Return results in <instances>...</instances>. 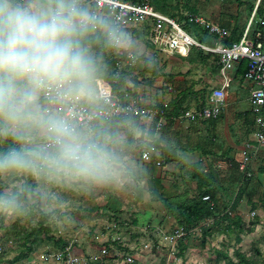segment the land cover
<instances>
[{
  "label": "crops",
  "instance_id": "obj_1",
  "mask_svg": "<svg viewBox=\"0 0 264 264\" xmlns=\"http://www.w3.org/2000/svg\"><path fill=\"white\" fill-rule=\"evenodd\" d=\"M85 2L86 0H82V4H85L83 6L90 11V6ZM166 3L168 6L164 8L165 11L176 13L174 18L179 22L182 21V15L197 14L227 28L229 36L233 38L241 37L252 14L254 20L249 30L251 37L259 32L257 21L264 19V0H166ZM125 33L131 39L132 46L124 50L134 56L131 68L134 79L132 83L127 82L130 97L138 99L145 106L165 110L160 128L157 129V118L141 120L129 115L95 126V136H112L122 141L121 148L128 158V167L121 183L91 184L92 190L87 192L91 199L90 211H87L90 212L89 223L84 222L87 216L84 217L83 214L86 211V198L69 201L68 196H62L63 201L60 200L59 205H50L47 203L49 198L40 195V187L45 190L47 179L31 177L36 184L31 192L29 188L22 186L28 176H20L18 193L25 191L26 199L22 202L23 210L19 213L25 212L26 218L37 221L29 230H21V239L24 242L31 236L30 240H33L31 231L38 228L42 212L50 214V218L43 223L49 228V232L54 225L64 229L67 234L57 230L61 233L60 238L82 244L84 254L99 252V245H90V241L107 244L114 236L130 234L129 248L123 250L135 255V260H138L134 264H162L163 257L159 259L150 254L147 257L149 251L142 247V243L148 242V231L146 233L145 228L150 231L152 229V249L156 254L162 255L163 252L154 244L179 228L171 212L176 205L191 200L200 192H214L216 205L212 198L207 201L221 212L197 226L193 233L198 232L200 227L211 224L224 213H232V204L245 179L240 168L243 144L252 140L255 131L254 114L249 101L253 85L244 75L236 72L237 62L229 72L232 81L225 89L226 105L221 115L209 120H181L178 118L181 111L198 108L209 90L221 85L217 57L213 54L198 56L196 53H192L191 58L162 54L148 42L145 28H131ZM190 34L206 45L215 44L218 40L200 29H190ZM151 145L156 148L152 159L142 160V151ZM157 161L160 162L159 165L156 164ZM251 168L252 172L258 170L261 173L260 170H263L264 173V148L258 151ZM15 189L17 188H13ZM30 196L32 204L28 202ZM40 202H44V209L39 205ZM112 222L118 225L114 230L108 229ZM123 223L137 229L132 232L135 231L134 238L139 242H133L131 232H122L120 225ZM172 223L173 230L165 232ZM83 224L85 228L90 227L88 232ZM28 225H32V222H26L27 227ZM49 232L47 235L53 234ZM213 234L219 237L224 235L216 232ZM208 240L207 237L206 244ZM190 250L187 248L184 255L180 252L177 255L184 264H192L191 259H188L193 256ZM29 256L30 254L26 257L27 261L22 259L13 264H28Z\"/></svg>",
  "mask_w": 264,
  "mask_h": 264
},
{
  "label": "clouds",
  "instance_id": "obj_2",
  "mask_svg": "<svg viewBox=\"0 0 264 264\" xmlns=\"http://www.w3.org/2000/svg\"><path fill=\"white\" fill-rule=\"evenodd\" d=\"M93 35L112 50L132 46L82 0H0V143L11 142L0 151V178L122 182V141L95 136L58 110L96 99L98 61L86 44ZM21 210L18 192L0 193V214Z\"/></svg>",
  "mask_w": 264,
  "mask_h": 264
},
{
  "label": "built area",
  "instance_id": "obj_3",
  "mask_svg": "<svg viewBox=\"0 0 264 264\" xmlns=\"http://www.w3.org/2000/svg\"><path fill=\"white\" fill-rule=\"evenodd\" d=\"M90 6V13L102 17L110 23L117 25L123 32L131 28L143 27L147 32L148 42L159 52L167 55L188 57L191 50L197 47L217 57L220 65L219 74L222 79L220 86L213 87L206 96V103L203 107L185 109L181 111L178 118L186 121L209 120L218 118L225 107L226 87L232 81L230 71L235 63L246 59L248 69L244 78L253 86L250 89L249 101L254 114V126L252 140L245 142L242 148V162L240 168L244 178L251 175V166L258 151L264 148V19H259L260 31L250 36V25L254 20V14L248 21L241 37L230 45L222 41L229 36L227 28L213 23L197 14H186L185 19L179 22L157 11L149 0L132 2L129 0H86ZM85 5V4H82ZM193 24L208 35L215 36L218 40L214 45H206L196 40L190 33L183 29L185 24ZM134 65V56L131 52L120 50L114 52V77L124 74L127 82L133 74L130 72ZM96 99L94 102L76 101L70 105H60L58 110L70 117L74 122L90 129L94 135V128L113 119L124 116H136L141 120H152L157 118V129L160 128L161 120L165 117V111L158 107L143 105L138 99L131 98L124 90L123 95L117 96L113 92L110 82L103 78H95ZM154 146L147 147L141 153V159L149 161L155 153ZM160 164L159 161L156 162ZM208 200L209 196H203ZM117 223L112 222L108 229L117 228ZM196 228L183 230L176 228L171 234L159 239L154 244L163 252L162 264H184L178 258L179 241L193 233ZM150 231L145 228V232ZM55 239L60 238V231L52 234ZM99 246L98 254H82L75 250L74 241L67 240L65 245L60 247L45 246L36 257L41 258L42 264H134L135 255L123 250L129 248L131 243L130 234L118 235L111 238L110 242ZM143 244V249L151 250L152 241ZM5 250V244L0 239V264H6L1 260ZM32 257L27 263H32Z\"/></svg>",
  "mask_w": 264,
  "mask_h": 264
},
{
  "label": "rangeland",
  "instance_id": "obj_4",
  "mask_svg": "<svg viewBox=\"0 0 264 264\" xmlns=\"http://www.w3.org/2000/svg\"><path fill=\"white\" fill-rule=\"evenodd\" d=\"M183 29L187 31L188 33H190L191 26L188 24H185L183 25ZM90 51L92 55L95 58H97V61L104 60L105 56H107V53H108L107 48H105L104 51L102 52L101 51L96 52L94 50H90ZM130 72L133 74V77L130 80L132 83V80L134 79L133 69H131ZM128 93L131 95V91ZM205 93L206 91L204 92V95ZM6 149L7 148L5 146V143L4 142L0 143V150L3 151ZM252 174L253 176L248 181L247 185L244 186V191L242 193V196L238 200L237 208L235 212L239 214L240 217H242L244 223L248 227L251 226L253 222H257L254 226L253 231L251 233H246V234L241 235L242 240L239 244L235 242L234 236H228L226 234L220 237L217 234L216 235L213 234L214 235L213 238L211 236H207L209 239L207 244L205 242L207 237L203 242V235L200 230H198V232L196 231V233L190 234L189 236L186 237L187 240H185L184 238V241L182 245L180 246V253L184 255L183 252H185L187 248L191 249L190 250L192 251L191 255L193 256H191V258H188V259H191L192 264H229L228 262L226 263L223 260L222 261L217 260L218 259L217 251H220V252L226 251L228 256H231L232 260L236 262L237 257L234 255V250H237V249L243 254H245L247 258H252L254 261L257 262V264H264V204L261 201V196L264 194V173L261 174L257 170V171H253ZM20 182H21L20 176H10V177L1 178L0 179V187H1L0 193L18 192ZM2 188H6V189H2ZM13 188H17V189L13 190ZM40 190H41V193H40L41 197L46 196L49 198V200L47 201L48 204L55 205L57 203V205H59L61 201H63L62 196H65V197L68 196L69 201L70 200L75 201L74 199H78V198L80 199V197L84 199L89 198L87 196V192H90L92 188H91V184L85 183L83 181H66V182H59V183L54 182V181H48V184H45V190L43 189L42 186L40 187ZM76 196H79V197H76ZM30 197L28 199V202L29 204H32L33 199H32V196ZM86 199L84 203L86 205L84 210L86 209V211H84L85 213L83 214H85L84 217L87 216V219H85L84 222L89 223L90 221L89 213L90 212L87 213V211H90L89 204H91V199L90 198L87 200ZM69 201H66V202H69ZM36 204L38 203L36 202ZM43 204L44 202H40L39 205L42 206ZM42 208L44 209L43 206ZM235 212H232L230 214L234 215ZM24 214L25 212H23L22 214L19 212H17L16 214H12V213L0 214V239L5 244V250H4L3 257L1 256V260H3V262H5L6 264H13L15 262L14 260L15 256H17V254H19V252L24 249L23 240L21 239L22 237L21 230L23 229L27 230L28 228H32V226L34 227L37 222L36 219L34 218H31V219L26 218ZM21 221L23 224H21ZM25 221L32 222V225H28L27 227ZM125 221L129 222V220L127 219H125ZM173 225H174L173 223H172V226L170 224L166 228L165 232L167 233L171 232L174 228ZM82 226L84 227V224ZM120 226H121L120 229L122 230V232L129 231L133 234V237H132L133 242H139L138 239L136 240V237L134 238V235H135L134 232L137 229H135L133 226H129L128 224L126 225L124 223ZM86 228L84 227L86 232H88L89 231L88 229L90 227H86ZM222 228L223 227H220V229ZM58 229L62 230L64 234H67L64 231V229L60 227H56V225L52 226V231L49 232V234L52 232L55 233ZM133 230L135 231L132 232ZM152 234L153 233L151 229V231H148L147 233V238H148V241L150 240L153 243V240L150 238V236L154 238ZM48 240L49 239H45L43 241L42 240L39 241V239L36 240L35 242L36 250L30 253V256H29V259L32 257L31 259L32 263H28V264H42L41 258L36 257L37 254L41 252L45 246H50V247L55 248V245L53 244V242L51 240L49 241ZM89 244L90 245L98 244L100 246L102 243L95 242L94 240V242L90 241ZM133 244L138 245L137 243H133ZM74 246H75V250H77L79 253L84 254V249L82 248V244H79L75 241ZM256 250L259 251V254L256 253ZM148 251L150 253L148 252V254H146L147 257L149 254L150 256H153V257L154 256L159 257V259L163 257V254L162 255L156 254V251L153 249L148 250ZM85 255H88V254L85 253ZM23 260L27 261V258ZM137 260L138 259H136L135 262H137ZM150 260H152V257Z\"/></svg>",
  "mask_w": 264,
  "mask_h": 264
},
{
  "label": "trees",
  "instance_id": "obj_5",
  "mask_svg": "<svg viewBox=\"0 0 264 264\" xmlns=\"http://www.w3.org/2000/svg\"><path fill=\"white\" fill-rule=\"evenodd\" d=\"M129 1L142 2L143 0H129ZM176 1L178 2V0H176ZM149 3L152 4L153 7L157 11H159L165 15L168 14L167 16L170 15L169 17L174 18V15H176V13L171 14V13H167L165 11L164 8H167L166 6H168L166 3V0H149ZM181 19L184 20L185 15H182ZM187 24L191 26V29H193V31H197L198 28L195 25L189 24V23H187ZM259 28H260V26H259ZM259 31H260V29H259ZM205 34L208 35L207 33H205ZM97 35H93V36L89 37V39L86 42L87 46L89 47L90 50H94L96 52H100V51L102 52V51H104L105 48H107L108 53H107V56H105L104 60L98 61L99 71L97 73L96 78H103V79H106L108 82H110L112 84L113 92L115 93V95L121 97L124 93V90L126 92H130V89L128 88V85H127V81L125 79L124 74H120L116 78L114 77V66L113 65H114V52H115V50H112L109 47H107L104 44L102 39L97 38ZM238 39L239 38H233V37L229 36L226 39H224L222 42L225 45H230L233 41H236ZM212 45H214V44H212ZM125 52H127V51H125ZM192 53H196V55H198V56H200V55L207 56L208 54H210V53L205 52V51H203L197 47H194L191 50V52L187 58H191ZM218 68H220V65ZM236 68H237L236 72L239 75L243 76L248 69V61L246 59L239 61ZM205 103H206V98H205V100L203 98L202 101L199 103L198 108L203 107L205 105ZM114 120H116V119H113L109 122H112ZM105 123H108V122H105ZM4 143H5L6 148H9L11 146V142L8 140L4 141ZM0 151H2V150H0ZM260 171H261V173H263V170H260ZM252 176H253V174L245 177L243 184L240 187L239 192L236 195L235 200L232 204L231 212L236 211L238 200L242 196V193L244 191V186L247 185L248 181L251 179ZM22 186L25 189L29 188L30 191L32 192L34 190L36 184L34 183L33 179H31V177L28 176V178L22 183ZM207 195L209 196V199L210 198L213 199V201L215 202V205H216V201L214 200V192L212 193L211 190H207L204 192H200L199 195L195 196L191 200L186 201L184 203H181L179 205H176L173 208V210L171 212H173V216L175 217L180 228H182L185 231L191 230V229L199 226L203 222L207 221L208 219L214 217L216 214L221 212L220 209H218L216 206H211L209 201L202 199L203 196H207ZM19 196H20L21 203L24 202L26 199L25 191H23L22 193L19 192ZM261 201L264 204V194L261 196ZM49 218H50V214H44V213L40 212V221L38 224V228L32 229V231H31L33 240H30L31 236L27 237V240H25L23 242L24 249L21 250L19 252V254L14 258L15 261L22 260V259L28 257V255L30 253L34 252L36 250L35 242L37 239H39V241L49 239L53 242L55 247H60L61 245L66 244L67 241L62 240L61 238L55 239V237L52 234L47 235V233L49 232V228L44 226L43 223H45ZM256 223L257 222H253L251 224V226L248 227V226H246L242 217H240L239 214L235 213L234 215H232L230 213H224L219 218L213 220V222L211 224H209L207 226L204 225V226L200 227V231L203 235V242L207 236H212V234L214 232H216L218 234L223 233V234H226L228 236H234L235 242L237 244H239L242 240L241 235L246 234V233H251L253 231ZM220 227H223V228L220 229ZM189 235H186L185 237H183L179 241V245H178L179 249H180V246L182 245V243L184 241V238H185V240H187L186 237ZM205 242H206V240H205ZM256 253L259 254V251L256 250ZM217 254H218L217 260H219V261L223 260L226 263L228 262L229 264H257L256 261H254L252 258H247L245 256V254L240 252L238 249L234 250V255L237 257L236 262L232 260L231 256H228L226 251H222V252L217 251ZM92 264H99V263L97 262V263H92Z\"/></svg>",
  "mask_w": 264,
  "mask_h": 264
}]
</instances>
